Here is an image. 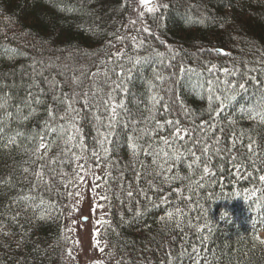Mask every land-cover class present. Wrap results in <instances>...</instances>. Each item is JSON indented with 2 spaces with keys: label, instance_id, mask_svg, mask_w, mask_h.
<instances>
[{
  "label": "trees",
  "instance_id": "16d2710c",
  "mask_svg": "<svg viewBox=\"0 0 264 264\" xmlns=\"http://www.w3.org/2000/svg\"><path fill=\"white\" fill-rule=\"evenodd\" d=\"M138 1L0 0V92L11 97L10 111L23 108L11 120L0 117L4 118L7 129L0 137V264H65V209L73 183L65 187L50 167L44 168L46 183L38 182L34 175L47 160L38 159L32 151L35 143L31 134L43 130L46 110L55 107L52 93L42 80L41 87L47 95L41 103L31 105L30 115L23 104L29 95L38 96V90L31 86L34 73L30 65L34 60L45 65L58 64L64 72L63 77H57L61 83L83 72L87 87L91 83L88 71H96L113 51L131 50L129 40L121 43L117 37L137 35L135 29L145 24L154 32L147 42L161 52L174 49L178 53L176 65L183 62L186 67L203 71L211 61L220 67H232L235 63L244 70L264 59V0H164L169 8L162 10L163 17L157 13V19L153 20L145 12L144 20L137 19L133 26L130 21ZM65 5L76 10L61 11ZM189 11L193 15L202 12L210 19L202 25L189 26L185 19ZM5 48L18 49L24 55L13 59ZM219 49L228 55H218ZM151 51L147 48L140 54L148 55ZM244 61L250 63L245 65ZM176 70L165 69L167 73ZM52 75L54 69L45 71V76ZM204 75L207 77V72ZM151 76L152 68L145 66L133 72L127 86V104L136 117L147 103L146 80ZM194 83L195 77L177 80L175 94L169 98L176 112L170 118H177L183 105L194 115L209 119L208 101L194 89ZM64 91L70 89L65 87ZM258 95L250 84L248 92L217 118L218 124L225 128L243 132L245 145L248 137L256 142L257 155L252 159L244 148L234 152L236 161L229 159L227 153L222 157L213 155L208 166L214 175L202 181V167L189 170L186 164H179L177 171L183 179L173 184H162L153 175H145L137 184L130 170H112L109 186L98 189L101 195L109 196L112 217L107 240L116 252L117 264H264V243H261L264 185L259 181V176L264 175V124L252 121L241 111L254 104ZM24 115L29 118L24 120ZM179 118L183 121L182 115ZM17 130L27 139L18 137L15 145L4 147L8 136ZM84 131L87 144L94 146V130L86 125ZM228 142L231 143L230 138ZM56 151L53 148L48 158L54 157ZM110 158L123 169L129 163L127 145L117 140ZM145 163L150 165V160ZM241 163L244 167L240 168L241 178L237 179L233 165L239 167ZM56 167L59 169V165ZM25 168L29 169L27 173ZM96 170H101L104 177L103 164ZM65 171L71 174V169ZM143 171L150 173L152 168ZM249 172L251 176L247 175ZM200 183L204 185L202 188ZM129 185L134 192L131 201L126 196ZM29 196L34 199H22ZM189 196L191 199H186ZM29 203L40 206L27 207ZM50 203L55 205L54 209L49 208ZM176 206L184 211L179 227L175 218L172 222L162 220L167 210ZM222 210L229 215L225 216ZM42 213L43 220L38 218ZM197 228L201 231L197 232Z\"/></svg>",
  "mask_w": 264,
  "mask_h": 264
},
{
  "label": "snow or ice",
  "instance_id": "6c2138e0",
  "mask_svg": "<svg viewBox=\"0 0 264 264\" xmlns=\"http://www.w3.org/2000/svg\"><path fill=\"white\" fill-rule=\"evenodd\" d=\"M52 2L55 3V0ZM139 6L144 9L139 12L140 21L144 20L145 12L155 20L157 13L163 17L162 10L169 8V4L164 0H139ZM75 10L74 6L69 5H65L61 9V11ZM185 19L189 26H193L202 25L210 18L202 12L199 15H193L189 11ZM227 22L225 20V23ZM130 24L135 26L137 20H131ZM135 31L137 35L117 37L121 43L126 39L129 40L131 50L121 48L118 51H113L100 62L96 71H88L87 78L91 80V83L87 87H84L83 72L81 76L73 75L70 81L61 83L57 77H63L64 72L58 64L49 62L45 65L43 61L34 60L30 65L34 73L31 86L38 90V96L32 98L29 95L23 101V104L29 109V115L33 111L31 105L41 103L42 97L47 95L44 88L41 87V80L47 86L48 92L52 93V100L55 104V107L46 110L47 119L43 130L31 134L35 143L32 151L37 154L38 159L47 160V164H42L34 174L38 182L46 183L44 168L50 167L61 177V183L65 187L73 182L83 184L85 179L90 177L94 192L97 188L109 186L108 178L113 169L121 172L130 170L132 179L137 184L145 175L155 176L162 184H173L175 181L183 179L177 171L179 164H186L189 170L202 167L200 177L202 181L207 176L214 175L208 166L213 155L222 157L227 153L229 159L236 161L237 156L234 155V152L237 148H244L249 159L257 155L254 150L256 142L251 137L247 138L245 145L243 132L238 133L234 128H225L222 124H218L217 118L239 96L247 93L251 84L258 91V98L254 104L242 108L241 111L252 121L264 124V59L255 61L257 66L244 70L235 63L232 67L226 65L220 67L209 61L201 71L196 67H186L183 62L176 65L174 62L178 53L174 49L168 48L166 52H161L150 45L147 42L148 38L154 36L150 26L145 24L141 28H136ZM140 33L145 35L141 36ZM147 48H151L152 51L148 55L142 56L140 53ZM5 52L13 59L16 56L24 55L18 49L5 48ZM217 54L228 55L223 49L217 50ZM248 63L250 62L244 61L245 65ZM145 66L152 68V76L146 80L147 103L140 116L136 117L127 104V86L133 78V72L139 71ZM173 67L177 69L175 72L167 73L165 71V69ZM53 69L55 75L45 76L46 70ZM205 72L208 74L207 77L204 75ZM36 77L41 79L37 80ZM192 77H195L194 89L208 101L206 115L209 119L205 120L203 117L194 115L183 105L180 106L179 112V115L183 116V121L179 115L175 119L170 118L176 112L169 102V98L175 94L174 85L177 80L187 81ZM65 87L70 91H64ZM164 93L168 95L166 96ZM10 100V96L0 92V117H6L9 120L23 112V108L17 112L10 111ZM166 113L168 115H165ZM29 115H24L23 119L27 120ZM86 125L95 132L94 146H89L86 142L84 131ZM189 125H193V127H189ZM6 131L4 118H0V137ZM18 137L27 139L24 133L17 130L14 135L8 136L4 147L9 144L15 145ZM229 138L231 143L228 142ZM117 140L124 142L129 150V163L123 169L118 168L110 158L112 146ZM53 148L57 150L56 155L49 159L48 154ZM145 160H150V165L145 163ZM189 160L190 163H188ZM101 164L105 169L104 177L97 175L95 171L101 167ZM57 165H59V169H57ZM149 167L152 168V172L143 171ZM233 167L237 179L241 178L240 168L244 167V164L241 163L239 167L234 164ZM66 169H71V174L66 172ZM28 171V168L24 169V172ZM247 175L251 176L252 173L249 172ZM259 181L264 185V175L259 176ZM199 186L202 188L204 185L200 183ZM177 194L179 195V191ZM251 195L254 196L255 191ZM126 196L129 201L134 196L131 185L128 187ZM22 199L30 201L34 198L29 196ZM99 199L108 201L109 196L105 193L100 195ZM186 199L190 200L191 197H186ZM43 203L41 198L40 205ZM40 205L29 203L27 207L35 208ZM257 206L259 207V205ZM54 207V204H49V208L54 209ZM98 207L102 208L103 205H98ZM47 214L50 215V212ZM183 215V209L176 206L167 210V215L162 220L172 222L175 218L176 226L179 227L180 218ZM38 218L45 219V214L42 213ZM196 230L197 232L201 231L200 228ZM5 235L8 233L5 232ZM98 236L99 232L94 231L93 247L99 248V251L103 252L104 248L99 247ZM76 243L79 245V241ZM192 251L195 253L196 249L193 247ZM68 255L75 259L71 250ZM96 264H101V262L96 261Z\"/></svg>",
  "mask_w": 264,
  "mask_h": 264
},
{
  "label": "rangeland",
  "instance_id": "374dc122",
  "mask_svg": "<svg viewBox=\"0 0 264 264\" xmlns=\"http://www.w3.org/2000/svg\"><path fill=\"white\" fill-rule=\"evenodd\" d=\"M142 11L144 9L140 8L138 1L132 20L139 19V12ZM95 171L97 175L102 176L101 170ZM101 194V189L97 188L95 192L93 191L90 177H87L83 184L73 182V192L65 209V264H96V261H100L101 264H117L116 252L107 240L108 226L112 217L110 201L100 200ZM98 205H103V207L100 208ZM85 217L87 219H84ZM84 220L86 221L84 222ZM94 231L99 232L97 239L100 241L99 247L104 248L103 252H100L99 248L93 247ZM77 241H79V245L76 243ZM69 250L75 259L68 255Z\"/></svg>",
  "mask_w": 264,
  "mask_h": 264
},
{
  "label": "clouds",
  "instance_id": "9594fccd",
  "mask_svg": "<svg viewBox=\"0 0 264 264\" xmlns=\"http://www.w3.org/2000/svg\"><path fill=\"white\" fill-rule=\"evenodd\" d=\"M222 212L224 213L225 216L229 215V213H227L226 211L222 210Z\"/></svg>",
  "mask_w": 264,
  "mask_h": 264
}]
</instances>
